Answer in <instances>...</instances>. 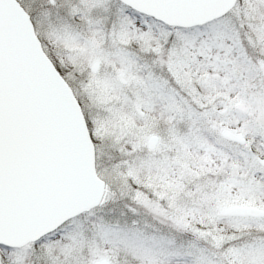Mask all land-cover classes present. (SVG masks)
Masks as SVG:
<instances>
[{
	"label": "snow or ice",
	"instance_id": "6c2138e0",
	"mask_svg": "<svg viewBox=\"0 0 264 264\" xmlns=\"http://www.w3.org/2000/svg\"><path fill=\"white\" fill-rule=\"evenodd\" d=\"M0 264H264V0H0Z\"/></svg>",
	"mask_w": 264,
	"mask_h": 264
}]
</instances>
